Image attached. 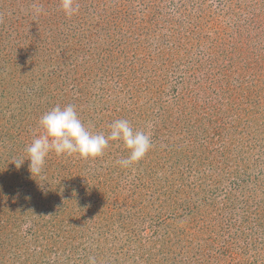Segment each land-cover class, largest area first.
I'll use <instances>...</instances> for the list:
<instances>
[{"label":"rangeland","instance_id":"1","mask_svg":"<svg viewBox=\"0 0 264 264\" xmlns=\"http://www.w3.org/2000/svg\"><path fill=\"white\" fill-rule=\"evenodd\" d=\"M77 3L67 18L60 0H0V264H34L42 247L44 264H264V0ZM67 104L93 132L117 119L150 131L152 149L129 168L119 141L95 159L50 153L40 176L18 168L42 114ZM25 177L58 199L25 191ZM71 187L87 199H68ZM93 201L88 245L72 220ZM180 238L193 247L181 261Z\"/></svg>","mask_w":264,"mask_h":264},{"label":"clouds","instance_id":"2","mask_svg":"<svg viewBox=\"0 0 264 264\" xmlns=\"http://www.w3.org/2000/svg\"><path fill=\"white\" fill-rule=\"evenodd\" d=\"M60 7L67 18L79 12L77 0H60ZM44 11L42 6L33 5L35 15ZM38 124L42 132L26 146L27 159L14 161L18 168L25 160L30 161L29 171L33 177L43 173L46 159L53 152L57 156L77 155L82 159H95L103 156L111 141H119L128 150V155L116 163L122 168H129L141 161L153 147L150 131L135 128L127 119L111 122L107 134L91 131L84 125L73 104L54 106L42 114ZM89 264H97L96 258L89 257Z\"/></svg>","mask_w":264,"mask_h":264},{"label":"trees","instance_id":"3","mask_svg":"<svg viewBox=\"0 0 264 264\" xmlns=\"http://www.w3.org/2000/svg\"><path fill=\"white\" fill-rule=\"evenodd\" d=\"M220 70H221V73H222L221 80H222V78H225L222 83L224 84L225 91H226V90H228V86H230L229 85V78L231 79V75L230 74H233L234 75V72L236 70V66L232 68V65L231 64L230 65H225V67H222ZM213 84H216V80H214V83ZM184 160H185V163H187L186 166L187 167H190L189 160H187L186 157L184 158ZM181 166H184V164H182ZM64 168H66V167L64 166ZM151 168H154V166H151ZM62 172H63L64 175L66 174V176H67V173L65 171L62 170ZM174 172H175L174 169H172V170L169 171V174L172 175ZM153 173H155V172H153ZM179 175H181V173H179ZM26 176L28 177V174H26ZM175 179H177V178H175ZM175 179L174 178L172 179V186L175 183L174 182ZM23 181H25V182H23V185L24 186H27V188L25 189V191H27L30 187L33 186L37 191H43V193H45V194L42 195L43 197L45 196V201L54 202V201H56L58 199V198H55L54 197V193H53L54 190H53V188H47L46 190H43V188L42 189L39 188V186L30 177L29 178H26V177L23 178ZM97 186H100V188L104 192L103 193V192H100L99 191L96 194L97 197L100 198V197L103 196V194L105 195V188L101 184H98ZM146 190H148V189H146ZM68 192L72 195V197H70V194H69V198L68 199H70V198H72V199L79 198V201L80 200H83V199H87L85 197V193H86L85 190H79L78 188L71 187L70 189H68ZM169 192H171V191H169ZM174 192H175V195H169L170 193L168 194L167 197L170 199L169 201L170 202H173V203H167L165 205L166 208L168 206L172 205V204H175L176 205L175 199H176V196H177L176 194L178 193L177 189H175ZM35 194H37V197H38L37 200H38L39 197H40V193L39 194L38 193H35ZM165 194H166V192H164V190H163V195H165ZM90 196H93V195L91 194ZM150 196H151V194H150ZM95 202L94 201L92 203L89 202L90 204L87 206V208H85V212L86 213H89V215L83 214L82 216L77 217V218H74L72 220V222L78 223V222H80V219H82L81 223L79 224V227L74 232V234H75V236H76L77 239H80V240H84L85 239V240H87L85 242H88L87 243L88 245H90L92 243V242H89L88 241L89 240L88 231L91 229V226H92L89 223L91 222V219L93 220V217H95L99 213L101 214L102 213V209H103V208H100V210L98 211L97 208H94L93 206H95V204H94ZM163 203H165V202H163ZM98 204H99V202L96 203V205H98ZM103 205L104 204H100L101 207H103ZM175 205L172 207V210H174L176 207L180 208V204L177 205V206H175ZM10 207H16V206H15V204H10ZM92 207H93V212H91ZM47 209H48V206L46 205V210ZM9 210L12 212L13 209L9 208ZM12 213L14 214V212H12ZM15 215L17 216V214H15ZM0 216H1V208H0ZM170 216L171 215L169 213L166 217H170ZM110 217H112V216H109L106 219L104 225L98 224V225H94L93 226L95 228V230H96V234H97L98 238L101 237V236H103V232H106V231L110 230V228L107 227V223H109V218ZM96 219H97V217H96ZM93 221H95V220H93ZM54 226L55 227H52L51 229L47 228L46 229V233L45 234L44 233L42 234L43 236L40 237V238L44 242L41 243V244H44L45 246L47 244H52L51 246H54L55 243H58V241L56 240L55 236H59V234L57 233V230L58 229H61V228L58 227L59 226L58 223H54ZM100 227H102L104 229L103 232L101 231ZM3 228L6 229V225H5V227H3V223L0 220V233H1V230H3ZM181 239L182 238H180V244H179V241L177 243V245H180L179 248H178V250H179L178 251L179 252L178 255L180 254V252H182V255H183L180 259H178L179 261L188 258L187 255H186V251L188 252L189 250H192V248H193V247L190 246V242H188V243L185 242V244L184 243L181 244ZM2 242H3V240H0V252H1V247H2L1 244H3ZM182 242H184V241H182ZM42 248H44V250H38L36 252V258H33L34 259V262H33L34 264H39V263H43L44 264V263H47V260H45V256L47 255L48 252L51 251L52 248L51 247L50 248H46V250H45V247H42ZM54 248H58V246L57 247H54ZM102 248H103V246H102ZM197 249H198V246L196 247V251L194 252V254L197 252ZM57 251L58 250H55L54 251V254H56ZM167 251L169 252V249ZM202 252L200 253V255H204L205 254V255L208 256L210 254L207 250H205L204 253H202ZM170 254L171 253H168L167 254V257ZM212 256H213V254H212ZM172 258L174 259V257H172ZM213 259L214 260H212L211 263H209L210 261H208L207 264H214V262L216 263V261H217L216 256H214ZM102 264H109V263L106 260H104ZM117 264H120V263L118 262ZM173 264H175L174 261H173Z\"/></svg>","mask_w":264,"mask_h":264}]
</instances>
